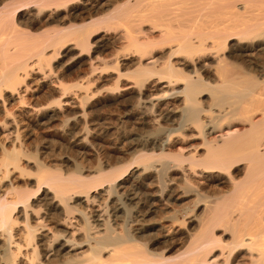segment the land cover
<instances>
[{"label":"bare ground","instance_id":"bare-ground-1","mask_svg":"<svg viewBox=\"0 0 264 264\" xmlns=\"http://www.w3.org/2000/svg\"><path fill=\"white\" fill-rule=\"evenodd\" d=\"M260 53L264 0H0V264H264Z\"/></svg>","mask_w":264,"mask_h":264},{"label":"rangeland","instance_id":"rangeland-1","mask_svg":"<svg viewBox=\"0 0 264 264\" xmlns=\"http://www.w3.org/2000/svg\"><path fill=\"white\" fill-rule=\"evenodd\" d=\"M104 52V53H103ZM102 52V54H106V53H108V50H106V52L105 51H103ZM258 58L259 59H261V60H264V54H262V53H260L259 55H258ZM263 58V59H262ZM119 112V113H118ZM125 113H126V106L124 105V103H120V105H119V103H114V104H110L109 106H101L97 111H96V114H94V116H97L100 120H102L103 118H104V116H105V118L104 119H108V120H110L111 119V121L113 122H115L116 120H117V122H115V123H118L119 122V120H121V119H123V117H125L124 115H125ZM120 115V116H119ZM108 118H107V117ZM123 116V117H122ZM103 119V120H104ZM130 122H126V127H127V130H131V131H128V133H127V135L124 137V138H122L120 141H119V146H123V143H124V141H125V145H127L128 143L126 142V140L127 139H131V138H134L135 136H136V134L137 133H139V131H135L134 129V122L132 121V120H129ZM133 126V127H132ZM130 128V129H129ZM133 128V129H132ZM135 132V133H134ZM137 132V133H136ZM132 133V134H131ZM129 135H130V137H129ZM133 135H135V136H133ZM49 138V137H48ZM59 138V139H58ZM55 139L58 141L59 140V142H61L62 141V138H60V135L59 134H56L55 135ZM126 139V140H125ZM61 140V141H60ZM107 141V142H106ZM105 145H107V146H105ZM109 144H108V140H105V142H104V147H105V149H107V147H108V150L109 151H111L112 153H114V152H116L117 150H115V148L114 147H112V146H108ZM126 147V146H125ZM136 148L137 147H135V146H133V147H131V148H129V147H126L125 149V151H124V153H126V154H133L132 152L134 151H136ZM172 149H175L176 148V146H172L171 147ZM65 149V148H64ZM138 149V148H137ZM69 150V149H68ZM70 151V150H69ZM72 151V150H71ZM70 151V153H73V151L71 152ZM131 151V152H130ZM128 152V153H127ZM130 156V155H129ZM89 161H92V160H89Z\"/></svg>","mask_w":264,"mask_h":264}]
</instances>
